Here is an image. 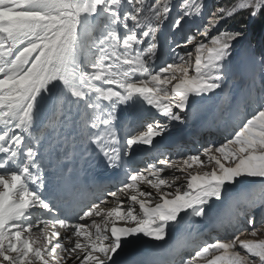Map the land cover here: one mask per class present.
<instances>
[{
  "label": "snow or ice",
  "instance_id": "1",
  "mask_svg": "<svg viewBox=\"0 0 264 264\" xmlns=\"http://www.w3.org/2000/svg\"><path fill=\"white\" fill-rule=\"evenodd\" d=\"M176 7L174 0H0V264H264V87L240 101L254 110L220 143L183 157V166L165 158L129 171L114 190L67 210L84 194L76 159L127 168L134 146H152L205 101L220 97L222 110L239 103L228 88L229 65L250 24L264 28V0L214 9L180 0L172 18ZM241 15L244 28L221 27ZM193 18L204 22L176 44L191 49L157 67V32ZM257 62L264 70V53ZM152 110L161 119L121 145L118 114ZM205 163L210 171L188 172ZM165 169H174L171 181L161 178ZM145 182L156 192L140 190ZM110 198L119 206L109 207ZM241 198L228 214L230 235L187 253L171 243L190 219L216 215L224 227L218 210ZM132 249L147 255L130 259Z\"/></svg>",
  "mask_w": 264,
  "mask_h": 264
},
{
  "label": "bare ground",
  "instance_id": "2",
  "mask_svg": "<svg viewBox=\"0 0 264 264\" xmlns=\"http://www.w3.org/2000/svg\"><path fill=\"white\" fill-rule=\"evenodd\" d=\"M174 29V28H173ZM196 29L197 28H192V31H191V34H196ZM187 35H188V28H185V29H180V30H178V31H174L173 33H171L170 35H169V37H170V40L172 41V44L170 45V48L173 50V49H175V50H177V49H180V48H176V44L177 43H181V44H183V41L186 39V37H187ZM198 35V34H197ZM197 38H199V36L197 37ZM157 40H159L158 38H157ZM193 63H194V60H193ZM253 75L255 76V79L253 80ZM247 80H248V82L249 83H252V84H255L257 87H258V90L260 91V89L262 88L261 86V82H263V80L262 81H260L259 82V80H261V78L260 79H258V76H256L255 74H251L250 76H248L247 77ZM253 89V88H252ZM251 89V90H252ZM245 93H243L242 92V94H240L239 95V98H240V100H242L244 97H245ZM213 100V98L212 99H210V100H208V101H212ZM245 108H246V110H244V111H241V110H238V109H235L236 111H237V113L243 118V117H247L248 115H250L251 114V112L254 110V105H246V104H242ZM230 109H234V108H230ZM231 123H233V122H231ZM134 125H133V127H132V129H131V133H135V132H139V131H141V129L143 128V125L142 124H140V125H137L135 122L133 123ZM178 127V125H175L174 126V128H177ZM229 127V126H228ZM232 129H229L228 131L226 130V132H228V133H230V132H232L231 131ZM124 131H126V129L124 130ZM203 142V141H202ZM124 143V142H123ZM123 143H121V145H123ZM135 147V146H134ZM78 156V155H77ZM148 156H151V155H148ZM99 159H97L96 161H98ZM83 162L84 163H86V161L85 160H83ZM171 162H174V160L173 161H171ZM75 164H76V161H75ZM206 167H211L210 165H208L207 163H205L203 166H201V167H199V169H204V168H206ZM76 166H75V170H76ZM85 171H87V173L88 174H85L84 172ZM173 169H170L169 171H165L164 173L165 174H163L164 176H163V179H165V180H169L168 178H169V176L173 173ZM82 172L83 173H81L79 176H77L78 177V181H79V184L83 187V196L81 197V199H80V202H79V205H69V206H67V210L69 211V212H71V213H75L76 212V210L77 209H79L80 208V206H83V205H86V204H88L90 201H92V200H94L96 197H97V195H98V192H99V189H100V181L99 180H97V181H95V178H94V176H93V173H92V171L89 169V170H86L85 168L84 169H82ZM200 173H202V172H200ZM177 174H181V173H177ZM169 181H171V180H169ZM147 185V184H146ZM91 186V187H90ZM112 186H114V184H113V182H112ZM164 189H167V190H172V189H174V188H172V189H168L167 187H166V185L165 186H162V188H161V190L162 191H164ZM144 190L145 191H151L152 190V188H151V186L150 185H147V187L146 188H144ZM175 190V189H174ZM240 203H243V199L240 201ZM153 206H154V203H153ZM38 215H44V212H40V213H37ZM228 218V217H227ZM227 218H225V220H223V221H226L227 220ZM222 219H223V217H222ZM244 220V219H243ZM241 224H242V220H241ZM220 232H224V230L222 229ZM215 235V234H214ZM211 237H206V239L208 240V239H210ZM221 238V237H220ZM215 239H216V236H215ZM206 240V241H207ZM205 241H202L201 242V244L202 243H204ZM192 249H194V247L192 248ZM130 252H131V250H130ZM136 254H132L131 256H129V258H132V257H134Z\"/></svg>",
  "mask_w": 264,
  "mask_h": 264
},
{
  "label": "rangeland",
  "instance_id": "3",
  "mask_svg": "<svg viewBox=\"0 0 264 264\" xmlns=\"http://www.w3.org/2000/svg\"><path fill=\"white\" fill-rule=\"evenodd\" d=\"M174 12V11H173ZM173 12L171 13V14H173ZM176 15H177V13H176ZM176 17V16H175ZM175 17H172V18H175ZM185 27H186V23L184 24V27L182 28V29H185ZM166 29L167 30H169V31H171V32H169V34L168 35H170L171 33H173L175 30L172 28V27H170V26H166ZM178 31V30H177ZM189 46H191V45H189ZM211 170V167H206V168H204V169H199V171L200 172H207V171H210Z\"/></svg>",
  "mask_w": 264,
  "mask_h": 264
},
{
  "label": "trees",
  "instance_id": "4",
  "mask_svg": "<svg viewBox=\"0 0 264 264\" xmlns=\"http://www.w3.org/2000/svg\"><path fill=\"white\" fill-rule=\"evenodd\" d=\"M245 21H246V16H238L235 20V23L237 24L238 27H241V26H244L245 24Z\"/></svg>",
  "mask_w": 264,
  "mask_h": 264
}]
</instances>
